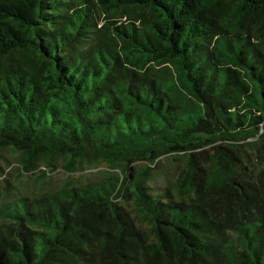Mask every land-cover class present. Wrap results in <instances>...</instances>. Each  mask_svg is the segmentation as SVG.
Segmentation results:
<instances>
[{
	"label": "trees",
	"instance_id": "16d2710c",
	"mask_svg": "<svg viewBox=\"0 0 264 264\" xmlns=\"http://www.w3.org/2000/svg\"><path fill=\"white\" fill-rule=\"evenodd\" d=\"M0 191V264H264V0H0Z\"/></svg>",
	"mask_w": 264,
	"mask_h": 264
},
{
	"label": "rangeland",
	"instance_id": "374dc122",
	"mask_svg": "<svg viewBox=\"0 0 264 264\" xmlns=\"http://www.w3.org/2000/svg\"><path fill=\"white\" fill-rule=\"evenodd\" d=\"M4 155L6 156V158H8V160L12 163L8 168H7V173L5 175L6 178H10L13 179L14 177H17L18 176V163L15 159H13L9 154H6L4 153ZM5 163L2 165L4 166ZM104 169V167H100V170ZM9 174H11L12 177L8 176ZM52 181L53 183H55L56 185H61L63 183V181L66 179V176L64 174V172L62 171V168H59L56 169V171L54 173H52ZM25 180L27 181H22L20 183H18L17 187L19 190H23L25 188L27 189H31L32 185H33V182H34V179L31 178V179H26ZM1 193V191H0Z\"/></svg>",
	"mask_w": 264,
	"mask_h": 264
}]
</instances>
